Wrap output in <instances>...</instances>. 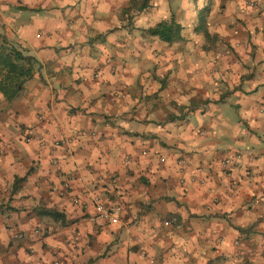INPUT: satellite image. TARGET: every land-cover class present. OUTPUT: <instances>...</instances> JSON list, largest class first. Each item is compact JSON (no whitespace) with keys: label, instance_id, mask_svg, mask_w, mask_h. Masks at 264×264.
<instances>
[{"label":"crops","instance_id":"obj_1","mask_svg":"<svg viewBox=\"0 0 264 264\" xmlns=\"http://www.w3.org/2000/svg\"><path fill=\"white\" fill-rule=\"evenodd\" d=\"M0 36L38 64L0 95V264H264V0H0Z\"/></svg>","mask_w":264,"mask_h":264},{"label":"trees","instance_id":"obj_2","mask_svg":"<svg viewBox=\"0 0 264 264\" xmlns=\"http://www.w3.org/2000/svg\"><path fill=\"white\" fill-rule=\"evenodd\" d=\"M179 28L172 21L160 23L147 30L150 36L163 42L178 38ZM38 64L34 58L26 56L13 43L0 36V95L9 102L19 95L25 81L31 78ZM41 215L61 220L62 216L54 211L41 210Z\"/></svg>","mask_w":264,"mask_h":264},{"label":"built area","instance_id":"obj_3","mask_svg":"<svg viewBox=\"0 0 264 264\" xmlns=\"http://www.w3.org/2000/svg\"><path fill=\"white\" fill-rule=\"evenodd\" d=\"M249 6H252L249 4ZM55 146L58 145V143H54ZM238 154L234 156H230V158L225 159L223 162L219 164L220 168H226L228 165L231 164L232 161L235 160V158H238ZM179 164H182V162H178ZM191 182H193V179H190ZM199 183H203V180H198ZM71 202L74 204H79L82 206L81 203L78 202L76 199H72ZM91 205L93 208V219L99 220L102 223L114 225L117 223L119 218V209L117 207H107L104 206L98 198L94 197L91 198ZM171 222H174V219L171 220ZM168 222H165L164 225H167Z\"/></svg>","mask_w":264,"mask_h":264}]
</instances>
